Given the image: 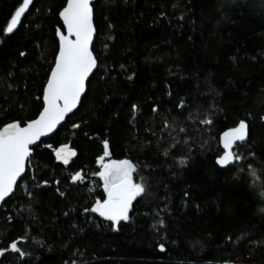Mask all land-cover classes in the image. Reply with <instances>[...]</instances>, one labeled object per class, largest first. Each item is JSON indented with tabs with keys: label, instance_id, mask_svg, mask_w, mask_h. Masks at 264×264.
I'll list each match as a JSON object with an SVG mask.
<instances>
[{
	"label": "trees",
	"instance_id": "trees-1",
	"mask_svg": "<svg viewBox=\"0 0 264 264\" xmlns=\"http://www.w3.org/2000/svg\"><path fill=\"white\" fill-rule=\"evenodd\" d=\"M21 3L0 0V127L42 110L66 0H35L7 36ZM93 12L98 67L86 98L33 149L0 210V248L15 240L29 255L9 250L0 264H264V0H95ZM209 113L213 124L201 123ZM241 119L246 159L222 169L220 137ZM104 140L148 184L118 226L90 211L106 198L95 175ZM64 143L77 152L67 165L46 147Z\"/></svg>",
	"mask_w": 264,
	"mask_h": 264
},
{
	"label": "snow or ice",
	"instance_id": "snow-or-ice-1",
	"mask_svg": "<svg viewBox=\"0 0 264 264\" xmlns=\"http://www.w3.org/2000/svg\"><path fill=\"white\" fill-rule=\"evenodd\" d=\"M32 3L33 0H22L7 25L8 34L18 28ZM93 15L92 0H66L62 10L59 11L63 25L62 28L56 29L59 38L58 52L42 91V110L35 119L27 121L23 126L20 121L14 120L0 127V202H6V198L12 197L19 186L18 181L25 179V173L33 156V146L39 147L38 142L42 143L41 138L53 133L68 114L73 113L81 105L82 97L86 98L89 78L98 67V60L92 49L96 32ZM20 55L23 56L25 53L21 52ZM131 78L130 76L129 79ZM178 107L186 108L183 102ZM133 109H136V105H133ZM158 110V106H154L153 111ZM210 116L211 113L208 118L200 122L212 125L213 120ZM249 116L251 117V113ZM260 119L264 121V115H261ZM80 127L78 123L72 125L74 129ZM164 128L167 131L174 128V125L166 120ZM247 141L248 122L241 119L237 126L222 134L223 153L217 156L216 163L222 168L240 165L246 157L239 149L244 147ZM176 143L179 141H174L169 149L174 148ZM103 144L104 153L97 160L100 170L95 175L103 182L106 198L96 200L90 211L112 222L113 226H118L121 221L127 222L131 219L133 201L137 200V197H143L148 190V184L143 178L137 179L136 163L131 159H111L108 140H104ZM46 147L52 149L56 160L64 165L69 164V161L77 155L76 150L67 143L55 148L51 144ZM164 155H169V151L166 150ZM249 155L254 153L249 152ZM189 159L190 156L180 157L178 163L181 167L186 166ZM84 179L82 172H76L71 176L72 182H83ZM43 183L47 184L48 181L45 180ZM36 186L39 187V184ZM26 195L35 198L32 191L26 190ZM184 195L188 196L189 193L186 191ZM85 211L89 210L85 209ZM159 224L163 225L164 221L160 220ZM19 240H24V237H20ZM159 248L164 251L165 245L161 243ZM9 250L18 254L21 259L29 255L18 246V241L14 240L8 248H0V257L5 256Z\"/></svg>",
	"mask_w": 264,
	"mask_h": 264
},
{
	"label": "water",
	"instance_id": "water-1",
	"mask_svg": "<svg viewBox=\"0 0 264 264\" xmlns=\"http://www.w3.org/2000/svg\"><path fill=\"white\" fill-rule=\"evenodd\" d=\"M34 1H35V0H33L32 5H31L30 8L26 11L24 18H22L21 24L18 26V28H17L16 30H14L13 33L8 34V33L6 32V29H5V34H6L7 36H11V35H13V34H14V33L20 28V26L22 25V23H23V21H24L26 15L29 13L31 7L33 6ZM94 1H95V0H92V4H93ZM13 15H14V14H13ZM60 19H61V21H62V18H60ZM93 22H94V15H93ZM8 23H10V21H9ZM62 24H63V21H62ZM7 25H8V24H7ZM6 28H7V27H6ZM95 36H96V32H95L94 37H93L92 48H93V44H94V40H95ZM57 38H58V36H57ZM58 41H59V38H58ZM95 71H96V70H94V73H95ZM94 73H93V74H94ZM92 76H93V75H92ZM92 76H90L89 80L91 79ZM83 98H84V97H82V99H83ZM79 107H80V105L77 107V109H75V110L73 111V113H69L68 116L65 118V120L62 121L61 124L57 126V129H56L53 133H50V134H49L48 136H46V137H42V138H41V141H45V140L51 138V137H52V136H53V135H54V134L60 129V127L66 122V120H67L71 115H73V114L79 109ZM263 122H264V121H263ZM221 137H222V135H221ZM221 137H220V144H221V148H222V150H223V145H222V142H221ZM248 138H249V126H248ZM38 143H40V142H38ZM34 148H36V146H33V149H34ZM217 165H218V164H217ZM218 166H219V165H218ZM230 166H231V165H230ZM230 166H229V167H230ZM219 167H220V166H219ZM220 168H222V167H220ZM222 169H225V168H222ZM25 174H26V173H25ZM19 182H20V181H18V184H19ZM137 198H138V197H137ZM8 199H9V198H6V201H7ZM134 202H135V201H133V204H134ZM4 203H5V202H0V210H1L2 206L4 205ZM102 218H104V217H102ZM104 219H105V218H104ZM121 222H125V221H121Z\"/></svg>",
	"mask_w": 264,
	"mask_h": 264
},
{
	"label": "bare ground",
	"instance_id": "bare-ground-1",
	"mask_svg": "<svg viewBox=\"0 0 264 264\" xmlns=\"http://www.w3.org/2000/svg\"><path fill=\"white\" fill-rule=\"evenodd\" d=\"M62 22V21H61ZM231 167V166H230Z\"/></svg>",
	"mask_w": 264,
	"mask_h": 264
},
{
	"label": "rangeland",
	"instance_id": "rangeland-1",
	"mask_svg": "<svg viewBox=\"0 0 264 264\" xmlns=\"http://www.w3.org/2000/svg\"><path fill=\"white\" fill-rule=\"evenodd\" d=\"M98 214V213H97Z\"/></svg>",
	"mask_w": 264,
	"mask_h": 264
}]
</instances>
